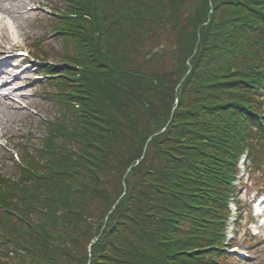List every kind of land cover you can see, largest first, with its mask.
<instances>
[{
  "label": "trees",
  "instance_id": "obj_1",
  "mask_svg": "<svg viewBox=\"0 0 264 264\" xmlns=\"http://www.w3.org/2000/svg\"><path fill=\"white\" fill-rule=\"evenodd\" d=\"M72 15L80 69L54 96L68 149L31 186L2 179L0 264H206L210 187L264 140V0H78Z\"/></svg>",
  "mask_w": 264,
  "mask_h": 264
},
{
  "label": "rangeland",
  "instance_id": "obj_2",
  "mask_svg": "<svg viewBox=\"0 0 264 264\" xmlns=\"http://www.w3.org/2000/svg\"><path fill=\"white\" fill-rule=\"evenodd\" d=\"M7 0L5 7L13 10L7 14L0 15V56L3 50L27 49L31 51L32 41L37 35H43L49 48H51L49 59L56 60L54 63H61L64 59H71L67 53L72 51V46L65 45L64 36H55L52 26L57 24L60 19L54 11L48 10L50 5L53 8L55 3L61 4L60 0ZM24 4V6H23ZM43 13V14H42ZM45 15V16H43ZM8 29H5V27ZM51 34V35H50ZM54 37V38H53ZM51 38V42L49 41ZM71 47V48H70ZM70 48V49H68ZM64 57V59H63ZM23 68V69H22ZM15 77H10L9 86L0 90V172L6 175H17V164L9 150L15 148L16 151H22L39 146L46 135L47 126L41 118L46 115L49 118H56L59 112L55 104L50 100L54 92L50 85L54 80L42 76L39 66L33 64L31 67H18ZM14 79V81L12 80ZM14 90L9 100L16 103L19 110L14 113H8L4 107L3 95ZM6 93V94H5ZM7 101V99H5ZM16 110V109H15ZM4 139L9 138V145L4 147ZM4 149L6 151H4ZM10 153V157L8 156ZM244 158V157H243ZM242 158V160H243ZM241 161V174L236 181L238 187L236 200L239 199L243 210L242 221L238 227V248L239 251H245L246 255L240 257L234 251L230 252V257H240L232 260H226L224 264H264V215L259 218V214L264 209V204H253L252 200L259 189L264 186V176L261 170L249 168L244 169ZM235 201L231 206L235 209ZM259 218V219H258ZM234 217L229 222V235L235 237L236 225L234 227ZM256 222L252 223V222ZM1 234V233H0ZM251 235L255 238L251 239ZM235 252V253H234ZM79 264V263H77Z\"/></svg>",
  "mask_w": 264,
  "mask_h": 264
},
{
  "label": "bare ground",
  "instance_id": "obj_3",
  "mask_svg": "<svg viewBox=\"0 0 264 264\" xmlns=\"http://www.w3.org/2000/svg\"><path fill=\"white\" fill-rule=\"evenodd\" d=\"M7 0H0V13H2V14H7V13H10V12H12V10H10V9H7L6 7H5V2H6ZM3 71L2 72H0V80H1V87L2 88H6L7 87V85H8V82H7V80H4V77L6 76V75H8L9 74V72L8 71H6L5 73H3ZM11 93V92H10ZM9 93V94H10ZM9 94L8 95H3V99H4V105L2 106V107H4V109H6L7 110V112L8 113H14V112H17V110H19V108H18V106H17V104L16 103H14V102H12V101H10L9 100ZM5 99H7V101H5ZM16 109V110H15ZM0 111H1V107H0Z\"/></svg>",
  "mask_w": 264,
  "mask_h": 264
}]
</instances>
